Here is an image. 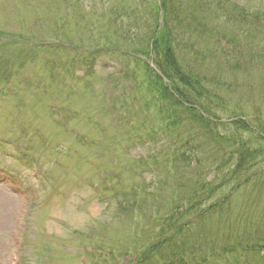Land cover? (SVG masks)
<instances>
[{"label": "rangeland", "instance_id": "rangeland-1", "mask_svg": "<svg viewBox=\"0 0 264 264\" xmlns=\"http://www.w3.org/2000/svg\"><path fill=\"white\" fill-rule=\"evenodd\" d=\"M230 1L252 12L264 9V0ZM155 2L0 0V264L15 263L18 256L17 264H79L80 248L89 257L87 264H128L121 250L146 247L156 209H163L165 200L172 208L177 206L178 199H173L175 205L170 199L174 191L184 203L198 189L197 184L192 187L196 170L211 174L209 180L215 184L214 168L220 161L212 159V173L205 171L209 155L204 146L194 153L192 168L180 159L174 173L159 166L154 173L158 178L151 170L136 169V159L150 161L152 151L162 159L166 151L152 140L140 142L135 127L123 126L116 116L127 104L125 66L131 67L134 58L124 37L114 36L109 28L108 36L120 41L122 53L106 48L87 63L74 57L83 49L73 44L96 48L97 43L102 45V37L109 39L103 34L109 21L99 22L103 6L137 9L143 17L153 11ZM124 35L129 41L144 40L146 32L137 25L134 33ZM208 35L197 34L194 41L186 38L179 58L189 61L196 75L212 80L205 86L221 97L224 107L212 108L213 112L223 119L242 113L257 133L264 130V74L252 81L253 72L249 79L252 68L245 57L239 73L231 75L219 50L208 47ZM28 39L39 45H57L55 41L66 39L63 44L69 48L48 53L44 48L36 50ZM140 108L138 104L136 112ZM239 138L248 143L250 135L239 134ZM255 142L247 145L259 146ZM107 182L112 190L104 187ZM142 183L163 188V195L142 197ZM237 195L231 206L243 199ZM115 196L124 198V210ZM235 216L230 213L228 219ZM224 229L220 226V231ZM233 230L241 232V226Z\"/></svg>", "mask_w": 264, "mask_h": 264}, {"label": "trees", "instance_id": "trees-1", "mask_svg": "<svg viewBox=\"0 0 264 264\" xmlns=\"http://www.w3.org/2000/svg\"><path fill=\"white\" fill-rule=\"evenodd\" d=\"M100 11L99 22L104 18L110 22L103 34L107 36L110 28L114 36L124 37L131 45L127 51L134 57L131 67L125 66V80L130 82L123 91L129 102L119 114L120 120L140 119L133 111L137 102L144 103L143 114L147 115V107L154 108V115L143 121L140 135L168 142L170 147H162L166 154H172L170 159L179 155L191 168L195 150L191 146V151L190 143L200 136L198 148L205 146V151L220 161L217 170L223 172L214 184L198 171L200 181L194 179L192 183L194 187L198 182V189L191 191L185 203H179L183 206L172 208L165 200L164 208L156 209L153 240L136 252L134 264H218L219 259L226 262L230 258L236 264H251L250 259L254 264H264L259 261L264 259V130L257 133L250 122L243 120L242 113L233 115L231 122L230 117L223 119L213 112L212 108L224 107L221 97L205 86L212 80L196 75L190 62L178 56L186 38L191 36L194 41L195 35H208L209 29L208 47L219 50L231 75L239 73L245 57L252 68L249 78L253 72L264 74V9L252 12L230 0H160V5L145 15L144 24L137 9L102 7ZM137 25L143 26L146 37L129 41L124 33H134ZM246 38L251 42L244 41ZM108 41L113 50H125L119 46L120 41ZM188 50L194 51L192 47ZM232 125L234 129H230ZM242 133L252 136L259 146L250 148V140L240 142ZM164 134L169 141L166 136L162 138ZM223 190L228 192L224 196ZM240 190V196L247 197L244 206H238V212L243 213L232 221L224 220L228 211H236L231 205ZM212 219H218L219 224H206ZM238 224L241 232L233 230ZM220 226L225 229L220 231ZM198 229H202L201 235ZM221 241L224 244L219 246Z\"/></svg>", "mask_w": 264, "mask_h": 264}]
</instances>
